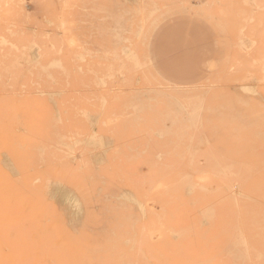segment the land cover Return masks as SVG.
Wrapping results in <instances>:
<instances>
[{"label": "rangeland", "instance_id": "374dc122", "mask_svg": "<svg viewBox=\"0 0 264 264\" xmlns=\"http://www.w3.org/2000/svg\"><path fill=\"white\" fill-rule=\"evenodd\" d=\"M0 264H264V0H0Z\"/></svg>", "mask_w": 264, "mask_h": 264}, {"label": "bare ground", "instance_id": "6f19581e", "mask_svg": "<svg viewBox=\"0 0 264 264\" xmlns=\"http://www.w3.org/2000/svg\"><path fill=\"white\" fill-rule=\"evenodd\" d=\"M137 19V18H136ZM241 177V176H240ZM247 252V251H246Z\"/></svg>", "mask_w": 264, "mask_h": 264}]
</instances>
